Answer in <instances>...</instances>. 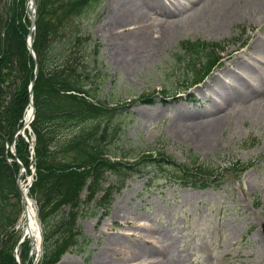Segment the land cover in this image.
<instances>
[{
    "label": "rangeland",
    "instance_id": "rangeland-1",
    "mask_svg": "<svg viewBox=\"0 0 264 264\" xmlns=\"http://www.w3.org/2000/svg\"><path fill=\"white\" fill-rule=\"evenodd\" d=\"M115 1L118 0L93 1L80 19L70 22L71 26L90 33L96 47L95 99L108 108L119 106L118 112L103 119L114 129L118 128V133L109 141L108 151L125 153L129 160L144 152L163 153L181 163L193 152L199 155L201 162L220 170L228 168L232 161L249 162L251 166L240 174L225 171L224 179L203 189L182 186L171 176L166 180L154 179L151 171L106 172L104 186L111 183L118 187L111 197L108 214L102 217V211L98 210L94 216H78L75 224L82 235H74V239H78L75 245L62 252L56 264H96L103 251L108 258H118L119 264H153L161 260L160 264H264V87L236 97L222 107L219 112L225 122L216 129L212 143L202 144L204 135L190 125L197 120H201L202 125L210 114L182 118L184 123L180 129L176 128L180 113L215 108L217 101L213 100L212 89L217 87L218 75L234 66L240 55L248 57L247 46L254 42L253 37L264 35V27L259 29L256 22L250 23L252 18L228 23L221 29L212 27V21H206L212 18L215 0H204L198 9L191 5L193 0H155L159 3L158 11L146 7L141 15L152 16L144 22L147 27L154 22L149 29L151 39L154 42L160 36L163 39L155 49L146 52L147 41L140 31L127 33L123 28L109 27L114 19L111 11L120 8V2ZM14 4L12 11L16 14L9 11L13 0L1 1L0 37L4 36L3 28L11 17L17 15L23 22L24 15L29 17V6L17 1ZM186 40L218 42L223 50L218 53L219 64L200 85L184 91L185 80L195 78L187 72L190 59H198L185 56L180 43ZM138 57L140 62L128 67L126 60ZM203 59L202 54L199 68ZM240 73L246 75L244 69ZM163 90L167 95L162 100ZM152 92V102L130 101L142 93ZM31 169H28L29 176L24 175L27 183L31 182ZM100 196L101 193H96L95 201H87L84 185L79 194L82 213L94 211ZM15 208L22 213L18 198L10 200V216ZM69 210L68 207L62 209L51 217V223L49 219L48 222L56 225ZM112 214L115 217L112 224L103 225ZM18 224L19 220L16 228ZM138 224L150 228L154 235L165 232L164 241L157 243L167 246V250L160 259H156L154 253L139 252L134 257L138 256L135 259L138 262L128 261V258L123 263L120 260L129 255L128 243L143 244L145 250L149 248L146 244H151L138 236L146 232L138 229ZM70 239L63 237L58 243L65 244ZM83 239L85 245H82Z\"/></svg>",
    "mask_w": 264,
    "mask_h": 264
},
{
    "label": "trees",
    "instance_id": "trees-1",
    "mask_svg": "<svg viewBox=\"0 0 264 264\" xmlns=\"http://www.w3.org/2000/svg\"><path fill=\"white\" fill-rule=\"evenodd\" d=\"M17 1L24 4L26 0ZM91 1L37 0L33 49L39 69L33 84L35 116L31 123L36 138L35 180L30 193L39 202V216L44 228L40 264L57 262L62 252L75 245L78 239H74V235H82L75 220L79 215L83 216L79 194L84 185L89 202L96 199V193H101L93 214L98 209L102 214L106 213L116 188L110 183L104 186L106 172L151 171L154 178L166 180L171 176L181 185L193 188L214 186L223 178L222 173L217 174L215 168L201 163L193 152L181 163L163 153L144 152L132 160H124L127 158L125 153L108 151L109 141L118 132L103 119L117 108H105L100 101L97 104L92 101L97 73L91 62L96 49L89 34L76 25L70 26ZM13 6L15 4L9 11L16 14L12 11ZM28 25L26 18L23 22L15 15L5 23L4 36L0 37V233L11 225L10 200L18 197V165L7 161L4 142L6 138L11 141L21 126L20 120L28 103V85L33 79L35 62L25 44ZM210 46L215 45L192 41L184 43L182 48L190 55H198ZM191 63L196 66V62ZM214 63V58L204 63L197 73L199 78L207 74ZM66 133L68 137L64 136ZM28 146L21 136L17 137L16 154L26 167L29 164ZM232 166L237 171L245 169L242 164L233 163ZM66 207L70 208L69 212L56 225L50 224L49 216H55ZM65 217L70 219L67 221ZM63 237L71 239L65 244L58 243ZM15 242V237L10 234L1 240L0 264H17L12 253ZM82 242L85 245V239ZM22 247L20 254L24 263L28 243Z\"/></svg>",
    "mask_w": 264,
    "mask_h": 264
},
{
    "label": "bare ground",
    "instance_id": "bare-ground-1",
    "mask_svg": "<svg viewBox=\"0 0 264 264\" xmlns=\"http://www.w3.org/2000/svg\"><path fill=\"white\" fill-rule=\"evenodd\" d=\"M216 1V2H215ZM213 4V15L206 22L212 21V27L216 29H221L222 26L233 23L234 21H238L240 19H251L250 23L256 22L259 26V29L264 27V0H246L243 3V0H215ZM113 2V1H112ZM120 8L118 10H112V17L114 18L109 22V27L111 29L123 28V32H135L140 31L143 34V37L146 39L147 48L145 51L155 49L156 45L162 42L163 36H160L156 42L151 39L150 28L154 26V22H152L148 27L147 24H144L145 21L151 20L152 16H143L141 13L147 7L150 11H158L159 3L155 0H118ZM126 5L124 7V5ZM130 2V3H128ZM192 6L198 9L201 4L204 3V0H193L190 2ZM152 14V13H151ZM131 26V27H130ZM163 33V30H160ZM152 33V32H151ZM253 43L249 44L245 50L248 52V57H239L238 62L230 67L226 68L222 71L221 75H218L217 78V87L212 89L213 92V100H216L215 108L212 110L211 108L208 110H194L188 111L186 113H180L177 117L176 128H181L182 123H184L182 118L188 119V117L201 116L203 113L210 114V118L204 121L201 124V120H197L194 123L190 124L191 126L198 128L200 132L204 135V140L202 139V144L212 143L215 137L216 129L223 125L225 122L223 114L219 111L223 110L226 103L229 101L236 99V97L244 96L252 91L261 90L264 87V35L260 34L258 38L253 37ZM227 52L225 55H227ZM136 62H140V58L138 59H130L126 60L128 67H133ZM244 69L246 71V75H242L240 71ZM208 95L209 93H205ZM223 107V108H222ZM30 116V108L27 109L24 115V121L28 120ZM180 120V121H179ZM199 126V127H198ZM27 196V193H26ZM36 208L34 202L27 196V199L24 204V209L22 215L19 219L18 228H21L23 233L25 232L28 235H31L35 238V248L38 245L39 240V224L36 215ZM119 209H116V212H119ZM114 215H110L106 221H104L105 226L111 225L112 220L114 219ZM138 229L146 230L145 235L142 236L145 242H149L151 244H146L149 246L147 250L143 244L139 246H133L127 244L129 247L128 254L123 257L120 261L125 262L129 258L128 261H137L134 258L139 252H148L156 254V259H160L164 252L167 250V246L162 247L158 243V241L163 242V237L166 236L165 232H161L160 234L154 235L150 228L145 227L144 224H138ZM159 235V236H158ZM107 244H110L111 241H107ZM115 242H117L115 240ZM114 242V244H115ZM158 242V243H157ZM111 248V247H110ZM108 248V249H110ZM114 248V246L112 247ZM127 261V262H128ZM163 261L154 262L153 264H160ZM119 264V259L116 257L108 258L107 254L103 251L102 254L98 257V262L96 264ZM152 264V263H147Z\"/></svg>",
    "mask_w": 264,
    "mask_h": 264
},
{
    "label": "water",
    "instance_id": "water-1",
    "mask_svg": "<svg viewBox=\"0 0 264 264\" xmlns=\"http://www.w3.org/2000/svg\"><path fill=\"white\" fill-rule=\"evenodd\" d=\"M32 84H33V82H32ZM32 112H33V111H32ZM21 196H22V203H23L24 200H25V197H24L23 193H21Z\"/></svg>",
    "mask_w": 264,
    "mask_h": 264
}]
</instances>
